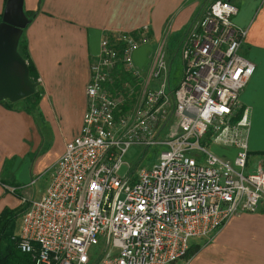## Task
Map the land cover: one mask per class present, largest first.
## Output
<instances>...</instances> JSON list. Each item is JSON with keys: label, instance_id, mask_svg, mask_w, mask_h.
Instances as JSON below:
<instances>
[{"label": "built area", "instance_id": "1", "mask_svg": "<svg viewBox=\"0 0 264 264\" xmlns=\"http://www.w3.org/2000/svg\"><path fill=\"white\" fill-rule=\"evenodd\" d=\"M237 9L231 0H211L189 21L173 82L161 49L145 73L132 59L146 24L101 34L79 129L13 234L32 264H171L193 238L259 210L264 161L246 166L245 108L233 118L254 70L240 50L245 29L233 21ZM119 70L133 82L122 81ZM211 141L234 154L213 152ZM131 145L159 150L149 165L119 175Z\"/></svg>", "mask_w": 264, "mask_h": 264}, {"label": "crops", "instance_id": "2", "mask_svg": "<svg viewBox=\"0 0 264 264\" xmlns=\"http://www.w3.org/2000/svg\"><path fill=\"white\" fill-rule=\"evenodd\" d=\"M231 1L238 8L234 23L245 29L240 50L254 63L240 102L248 119V156L255 155L256 164L264 161V0ZM197 4V0H22L23 11H35L22 34L42 87L36 104L41 118L36 111L0 102V211L44 192L48 179L43 172L79 129L88 64L98 52L101 34L146 24L155 40L165 24L169 33L184 30ZM144 44L132 54L142 71L151 60L147 63ZM28 180L35 183L32 189L18 188ZM11 186L18 194L9 190ZM190 244L198 246L196 251L171 264H264V201L258 211L231 215L210 236L193 238Z\"/></svg>", "mask_w": 264, "mask_h": 264}, {"label": "rangeland", "instance_id": "3", "mask_svg": "<svg viewBox=\"0 0 264 264\" xmlns=\"http://www.w3.org/2000/svg\"><path fill=\"white\" fill-rule=\"evenodd\" d=\"M197 1H198V4H197V8H196V10L194 12V17L196 15H198L201 12V10L211 0H197ZM166 27L167 26L165 24L163 29L160 31L159 36L155 40H152L151 31L147 30L144 33L145 39L142 42V43H145V44L142 45L141 49L143 50L144 55L146 56L145 58H146L147 63H148V61L150 59L151 60L153 59L154 55H156L157 50L161 49V51L163 53V56H164V59L166 60L167 63H169V77L171 78V81L173 82L178 77V75L180 73V60H179V57H178L177 49H178L180 37H181V35L183 33V30L181 29V30H178L176 32L169 33L166 30ZM132 54H133V57H134L135 51ZM151 60H150V62H151ZM150 62L148 64L147 68L144 70L145 72L148 69V67L150 65ZM247 133H248V131H247ZM212 142L213 141L208 143V147L213 152H215V153H217L219 155L225 154V155H228V156H232L234 154V148H232V147H230L228 145L214 144ZM158 150H159V146H157V145H150V146L145 147V148H141V147H137L135 145H131L123 153L122 159L125 162L120 164V166L118 167L117 173L119 175H122L128 169L133 170L134 168H137L138 166L149 165L154 160V157H155V155H156ZM255 158H256L255 155H253L251 158H249V156H248L247 162H246V166L247 167L248 166L252 167L253 166L252 164H254ZM42 177L44 179H46V180L48 179V177H49V170L48 169L43 172ZM35 179L36 178H34V180ZM28 181L29 182H28V184L26 186L22 185V186H19L18 188L23 190L24 188L26 189L27 186H28V188L32 189L34 187L35 183L33 184L31 182V180H28ZM35 182H36V180H35ZM15 191H17V190L15 189V190L12 191L13 194L17 193ZM27 200H28L27 198H22L21 202H19L17 205H14L12 207H19V206L23 205ZM18 216L14 220V224H13V227H12V234H16L17 226H18ZM182 258H183V256L180 257V259H182ZM89 264H92V263L90 262Z\"/></svg>", "mask_w": 264, "mask_h": 264}, {"label": "water", "instance_id": "4", "mask_svg": "<svg viewBox=\"0 0 264 264\" xmlns=\"http://www.w3.org/2000/svg\"><path fill=\"white\" fill-rule=\"evenodd\" d=\"M22 0H4L0 14V99L19 100L35 90L17 41L26 25Z\"/></svg>", "mask_w": 264, "mask_h": 264}, {"label": "trees", "instance_id": "5", "mask_svg": "<svg viewBox=\"0 0 264 264\" xmlns=\"http://www.w3.org/2000/svg\"><path fill=\"white\" fill-rule=\"evenodd\" d=\"M23 12L26 16L27 19L26 24H27L35 11L24 10ZM17 50L26 61L28 75L33 80H35V78L37 77V73L33 63L31 62L27 54L25 39L23 37L22 32L17 41ZM123 72L119 70L120 79L122 81H129L132 83L133 81L130 78V76ZM119 81L120 80L117 79L114 86H117L119 84L118 83ZM41 92H42V87L38 82H36L35 90L31 94L15 101L0 99V102L5 107L8 108L22 109L28 113H34L36 111L37 116L41 118V114L37 111L36 108V104L40 98ZM242 108L243 105L241 104V106L238 108V110L236 111L233 117L234 119L239 117ZM27 204L28 202L26 201L23 205L19 207H13V208L4 207L0 211V264H32L29 254L19 250L16 247L15 237L12 234V227L14 224V220L26 208ZM197 248L198 246L196 244H190L187 247L183 257L187 258L194 251H196Z\"/></svg>", "mask_w": 264, "mask_h": 264}]
</instances>
